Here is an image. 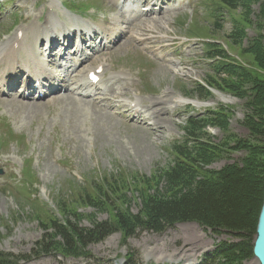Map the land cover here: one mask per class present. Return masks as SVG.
I'll return each mask as SVG.
<instances>
[{"label":"rangeland","instance_id":"374dc122","mask_svg":"<svg viewBox=\"0 0 264 264\" xmlns=\"http://www.w3.org/2000/svg\"><path fill=\"white\" fill-rule=\"evenodd\" d=\"M188 1L194 5L190 9L142 20L130 41L92 63L129 79L120 85L125 88L120 98L139 96L146 123L68 96L45 102L0 98V169L10 183L0 186V254L28 258L18 264H122L126 259L132 264H199L222 243L237 241L188 222L162 234L140 232L138 225L128 235L115 230L77 253L37 248L45 234H52L41 227L51 220L92 229L97 223H115L119 213L126 222L141 218L152 196L170 198L174 190L167 171L178 161L174 147L187 139L189 119L205 120L198 140L189 143L204 155L196 179L244 156L229 147L233 136H248L244 120L251 109L241 95L246 79L264 81V1L260 6L261 1L242 0L236 10L218 0ZM59 5L72 15L113 16L106 0H0V41L28 17L68 22ZM209 49L225 58H207ZM114 98L116 103L119 96ZM177 98L202 106L176 105ZM252 145L256 149L249 161L259 160L263 169L264 133ZM103 197L109 198L104 206ZM213 264L258 262L240 255Z\"/></svg>","mask_w":264,"mask_h":264},{"label":"trees","instance_id":"16d2710c","mask_svg":"<svg viewBox=\"0 0 264 264\" xmlns=\"http://www.w3.org/2000/svg\"><path fill=\"white\" fill-rule=\"evenodd\" d=\"M257 1H261L260 6L263 5L264 0H253V2ZM218 2L231 10H236L242 5V0H218ZM261 9L264 11V5ZM261 14L264 17V13ZM209 50L206 54L207 58L222 60L225 58V54L221 51ZM260 66L264 68V63H260ZM218 68L221 69L222 66L219 64ZM222 71L225 69L222 68ZM245 83L247 87H244L241 95L247 98L246 103L251 109L244 120L248 136L246 138L233 136L234 145L229 147V150L244 154L238 163L214 174L205 172L201 179H196L198 162L204 155L195 144L189 145V143L198 140L197 134L203 128L205 120L189 119L188 127L185 128L187 139H183L184 143L174 147L178 161L167 171L168 186L174 190L170 198L152 196L144 204L145 210L141 218L135 217L126 222L122 213H119L120 216L116 217L115 223H97L92 229L79 228L74 223L61 224L57 220H51L41 227L45 231H51L52 234H45L37 248L43 247L46 252L59 248L64 254L69 250L77 253L78 250L82 251L80 249H85L89 245L102 242L115 230H122L128 235L138 225L137 229L140 232L162 234L176 224L193 222L214 235L228 234L237 240L222 243L206 264H213L219 260L227 263L230 259L239 258L240 255L247 259L253 257V240H250V237L253 235L255 238L256 219L263 202L264 168L258 166L259 160L249 161V155L251 149H256L252 143L259 140L264 133V81L250 82L246 79ZM175 192L183 193L177 195ZM103 198V203L100 205L104 206L109 198ZM110 207L112 208L113 205L109 203L108 208ZM56 238L61 239L63 243L56 241ZM27 259L0 254V264L14 262L18 264L19 261H27ZM127 263L132 264L130 260Z\"/></svg>","mask_w":264,"mask_h":264},{"label":"water","instance_id":"95a60500","mask_svg":"<svg viewBox=\"0 0 264 264\" xmlns=\"http://www.w3.org/2000/svg\"><path fill=\"white\" fill-rule=\"evenodd\" d=\"M252 253L253 258L258 264H264V194L261 210L258 216Z\"/></svg>","mask_w":264,"mask_h":264},{"label":"bare ground","instance_id":"6f19581e","mask_svg":"<svg viewBox=\"0 0 264 264\" xmlns=\"http://www.w3.org/2000/svg\"><path fill=\"white\" fill-rule=\"evenodd\" d=\"M68 21L71 23V24H74L77 25V23H75V18L73 16L67 18ZM78 26V25H77ZM26 34H27V31L24 29V34H23V38L22 40H20L18 43H23L25 41V38H26ZM9 42H11V40H8L6 43L2 44L1 47H0V53L2 55H5L7 53H10V48H11V45L7 46L9 44ZM11 54V53H10ZM92 68L91 67H88L87 68V71H91ZM112 95V94H111ZM109 98L106 97L105 100H108ZM121 99V98H120ZM124 99V98H123ZM121 99L122 102H126L125 100ZM221 101L222 102H229L230 100L228 98H225V97H221ZM133 101H129V103H132ZM13 103V102H12ZM10 103V104H12ZM174 104L176 105H186V104H191V105H195V106H202L201 103H197V102H193V101H190V100H186L184 98H177L175 101H174ZM26 105V104H25ZM24 105V106H25ZM31 105V104H30ZM120 116V115H119Z\"/></svg>","mask_w":264,"mask_h":264}]
</instances>
